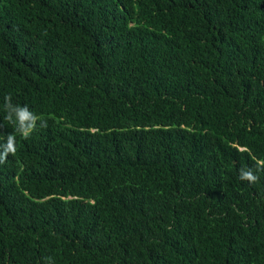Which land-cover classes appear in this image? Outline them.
<instances>
[{"label":"trees","instance_id":"1","mask_svg":"<svg viewBox=\"0 0 264 264\" xmlns=\"http://www.w3.org/2000/svg\"><path fill=\"white\" fill-rule=\"evenodd\" d=\"M9 135L0 264H264V0H0Z\"/></svg>","mask_w":264,"mask_h":264},{"label":"clouds","instance_id":"2","mask_svg":"<svg viewBox=\"0 0 264 264\" xmlns=\"http://www.w3.org/2000/svg\"><path fill=\"white\" fill-rule=\"evenodd\" d=\"M11 97H6L5 101L10 100ZM36 115H31L28 111H21L19 113V121L21 125V130H18L25 138H27L32 131L35 130L37 127L36 124ZM28 121L27 124L24 122ZM40 127H47V122L44 121ZM16 147H15V137L13 135L8 136V143L5 147V150L2 154H0V164L6 162L7 157L9 154H15ZM239 178L241 180H246L250 183H255L258 180V176L253 173L251 169H241L239 173Z\"/></svg>","mask_w":264,"mask_h":264}]
</instances>
